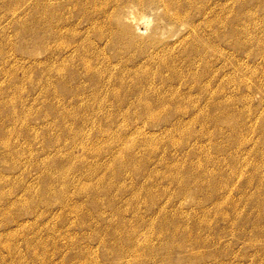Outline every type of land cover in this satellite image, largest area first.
<instances>
[{"label":"rangeland","instance_id":"374dc122","mask_svg":"<svg viewBox=\"0 0 264 264\" xmlns=\"http://www.w3.org/2000/svg\"><path fill=\"white\" fill-rule=\"evenodd\" d=\"M88 1L0 0V264H264V0Z\"/></svg>","mask_w":264,"mask_h":264},{"label":"bare ground","instance_id":"6f19581e","mask_svg":"<svg viewBox=\"0 0 264 264\" xmlns=\"http://www.w3.org/2000/svg\"><path fill=\"white\" fill-rule=\"evenodd\" d=\"M88 1V0H87ZM97 1L98 0H91L90 1V5H89V7L87 8V6L85 7L84 5H83V7H84V14H83V16H81L80 18H82L83 20H84V22H87V23H89L91 26H92V28L94 27V26H96V24H98V23H100V22H102V23H104V24H107L108 26L110 25L111 27H115L114 29V31H112V30H110V28L109 29H107V31H109V34H110V37H111V40L113 41V43L114 44H121V43H123V44H130L131 46H136L137 45V38L134 36V34L132 33V30L130 29L131 28V25L133 24V23H137L138 22V20H139V18L138 17H136V15H134V9H132V10H130L129 9V7H127L126 9H125V14L124 13H121V11H120V9L121 8H118V10H119V14H117V16H116V18H112L109 14H110V12L111 11H107V9L108 10H111L113 7H114V5H117V2H115L114 0H107L106 2H101V3H97ZM113 2V3H111V4H109V2ZM146 1V2H145ZM77 2V1H76ZM89 2V1H88ZM131 2H135V4L139 7V8H141V9H148V10H152V9H154V8H157L158 6H160V4H156V5H153L154 3H155V1L154 0H131ZM162 2V1H161ZM82 4H83V2H82ZM84 4H85V2H84ZM161 4H163V2L161 3ZM85 5H87V4H85ZM164 5V7L166 8V11H167V14H168V4H166V3H164L163 4ZM77 6H78V4H77ZM77 6H75V4H74V8L75 7H77ZM89 9H91L92 10V12H89L90 10ZM75 10V9H74ZM81 13V12H80ZM102 14H104L103 16H102V19H100L99 20V18H95V15L97 16H100V15H102ZM165 14V13H164ZM183 14H184V16L182 15V14H180L179 13V15L178 16H174V15H171V17H170V19H172V20H175V21H182L183 23H187L188 21H189V17L191 16V9H189V10H185L184 12H183ZM97 16V17H98ZM168 16H170V14H168ZM167 16V17H168ZM79 18V17H78ZM81 20V19H80ZM79 20V21H80ZM79 21H76V22H79ZM82 21V20H81ZM105 21H107L106 23H105ZM73 22V21H72ZM81 23V22H80ZM75 24V23H74ZM76 25V24H75ZM64 28V27H63ZM76 28V27H75ZM74 28V29H75ZM92 28H90V30L92 29ZM61 30V29H60ZM78 30V29H77ZM83 30V29H82ZM86 31H87V29H85ZM97 31V30H96ZM76 33V32H75ZM83 33V32H82ZM98 33V32H97ZM101 33V35L100 36H102V31L100 32ZM79 34H81V33H79ZM83 35V34H82ZM91 36V35H90ZM103 36H104V38L105 37H108V34H103ZM87 37V36H86ZM85 37V38H86ZM80 38V37H79ZM83 38V37H82ZM88 38V37H87ZM103 37H101V39H104ZM90 39V38H89ZM123 39H127L129 42H125V41H123ZM94 43V42H93ZM92 42H91V40L89 41L88 39H82V41L77 45L78 47H76V46H74V47H76L75 49H74V51H72L73 53H76V51H79V49H84V48H86V46L88 45V48L89 47H91V49H92V46L94 45ZM87 44V45H86ZM63 45V44H62ZM66 46H68V45H66ZM61 47V46H60ZM69 47V46H68ZM71 47V46H70ZM72 47H73V45H72ZM94 47V46H93ZM63 48V47H62ZM67 49H70V48H67ZM66 49V50H67ZM90 49V50H91ZM60 50V49H59ZM64 50V49H63ZM76 50V51H75ZM85 50V49H84ZM97 50V49H96ZM70 51V50H69ZM92 51V50H91ZM100 51V50H99ZM68 52V51H67ZM96 52V51H95ZM60 53H62V52H60ZM97 53H98V51H97ZM96 53V54H97ZM141 53L142 54H145L144 56L145 57H148V62H149V64L148 65H145L144 66V70H148V69H151V63L152 62H154V61H157L160 57L158 56V54L157 53H155L154 51H152V52H149V53H147V51H141ZM81 54V53H80ZM83 54V53H82ZM105 54V53H104ZM103 54V55H104ZM71 55H73V54H71ZM100 55H102V54H100L99 53V56ZM76 55H74V57H75ZM77 56H78V54H77ZM77 56H76V58H77ZM82 56V55H81ZM164 57H167L166 55H163ZM73 57V58H74ZM70 58H72V56L70 57ZM97 58H99V57H97ZM102 58V57H101ZM100 58V59H101ZM104 58V57H103ZM108 58V57H107ZM162 59H163V57H161ZM66 58H64V60H65ZM100 59H96V60H100ZM63 60V61H64ZM67 60V59H66ZM72 60V59H71ZM103 60V59H102ZM106 60V59H105ZM76 61V60H75ZM74 61V62H75ZM81 61H82V59H81ZM104 61V60H103ZM108 61V60H107ZM107 61H106V63H107ZM62 62V61H61ZM68 62V61H67ZM73 62V61H72ZM84 62H87L86 60L84 61ZM89 63H91L90 61H89ZM98 63V62H97ZM104 63V62H103ZM65 64H66V61H65ZM68 64L69 63H67V67H68ZM79 64V63H78ZM85 64V63H84ZM96 64V63H95ZM102 64V63H101ZM100 64V65H101ZM105 64V63H104ZM62 65V64H61ZM88 65V64H87ZM97 65V67H98V64H96ZM96 65H94V66H96ZM103 65V64H102ZM107 65V64H106ZM105 65V66H106ZM73 66V65H72ZM77 66V65H76ZM85 66V65H84ZM108 66V65H107ZM110 66V65H109ZM108 66V67H109ZM79 67V66H78ZM81 67V66H80ZM79 67V68H80ZM87 67V66H86ZM101 67H103V66H101ZM107 67V68H108ZM153 67V66H152ZM168 67V66H167ZM62 68V69H61ZM60 69L61 70H63V68L64 67H61ZM88 68H90V67H88ZM96 68V67H95ZM86 69V68H85ZM84 69V70H85ZM91 69H92V67H91ZM77 70V69H76ZM80 70V69H79ZM82 70V69H81ZM87 70V69H86ZM104 70V69H103ZM60 71V70H59ZM83 71V70H82ZM92 71H94V70H92ZM96 71H98V68H97V70H95V72ZM100 71H101V69H100ZM99 71V72H100ZM80 72V71H79ZM84 72V71H83ZM87 72V71H86ZM89 72L91 73V70H89ZM94 72V73H95ZM105 72V71H104ZM65 73H66V71H65ZM94 73L92 72V74L94 75ZM62 74V73H61ZM87 74V73H86ZM100 74V73H99ZM90 75V74H89ZM92 75V76H93ZM192 75H194V74H192ZM199 75V74H198ZM202 75V74H201ZM66 76V75H65ZM64 76V77H65ZM203 76V75H202ZM63 77V78H64ZM196 77H198L197 75H196ZM198 78H200V76L198 77ZM198 78H196V79H198ZM202 78V77H201ZM141 82V81H140ZM139 83V82H138ZM142 83V82H141ZM116 84V83H115ZM121 84H122V86L124 85V83H123V81L121 82ZM100 85V84H99ZM105 85H107V84H105ZM110 85V84H109ZM118 85V84H117ZM139 85H141L140 83H139ZM138 85V86H139ZM97 86H98V83H97ZM120 86V85H119ZM122 86H120V87H122ZM131 86V85H130ZM129 86V87H130ZM77 87V86H76ZM106 87V86H105ZM109 87H111V89H112V86L110 85ZM113 87H115V86H113ZM125 87V86H124ZM123 87V88H124ZM132 87V86H131ZM130 87V88H131ZM148 87L149 88H155V89H157L159 86L156 84V83H150V84H148ZM147 87V88H148ZM160 87H163V86H160ZM127 88V87H126ZM125 88V89H126ZM146 88V87H145ZM146 88V89H147ZM98 89V88H97ZM118 89V88H117ZM117 89H115V90H117ZM120 89V88H119ZM132 89V88H131ZM129 90V89H128ZM108 91V90H107ZM111 91V90H110ZM125 91H127V90H125ZM141 91V90H140ZM116 92V91H115ZM121 92V90H119V93ZM110 93V92H109ZM117 93V92H116ZM142 93V92H141ZM107 94V93H106ZM118 94V93H117ZM108 96H109V94H108ZM113 96V95H112ZM116 96V95H115ZM119 97V96H118ZM122 97V96H121ZM124 97V96H123ZM115 98V97H114ZM113 98V99H114ZM121 100V99H120ZM171 100V99H170ZM173 100V99H172ZM114 101V100H113ZM158 101V100H157ZM120 102H123V98H122V101H120ZM118 103V102H117ZM156 103V102H155ZM158 103V102H157ZM156 103V104H157ZM161 104V103H160ZM150 105V104H149ZM158 105V104H157ZM160 106V105H159ZM20 225V224H19Z\"/></svg>","mask_w":264,"mask_h":264}]
</instances>
